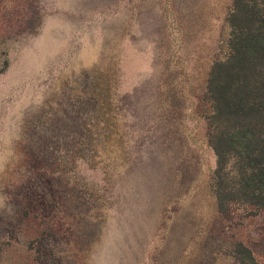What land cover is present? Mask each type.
<instances>
[{
  "label": "rangeland",
  "instance_id": "1",
  "mask_svg": "<svg viewBox=\"0 0 264 264\" xmlns=\"http://www.w3.org/2000/svg\"><path fill=\"white\" fill-rule=\"evenodd\" d=\"M233 8L0 0V264H264V209L218 197Z\"/></svg>",
  "mask_w": 264,
  "mask_h": 264
},
{
  "label": "trees",
  "instance_id": "2",
  "mask_svg": "<svg viewBox=\"0 0 264 264\" xmlns=\"http://www.w3.org/2000/svg\"><path fill=\"white\" fill-rule=\"evenodd\" d=\"M229 23L231 55L215 65L209 87L218 197L222 210L236 202L264 209V0H234ZM238 256L241 264L254 261L242 246Z\"/></svg>",
  "mask_w": 264,
  "mask_h": 264
}]
</instances>
